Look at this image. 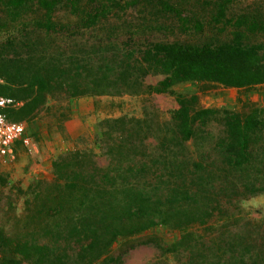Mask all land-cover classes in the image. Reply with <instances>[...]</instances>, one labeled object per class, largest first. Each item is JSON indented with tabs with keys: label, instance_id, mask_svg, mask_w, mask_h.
Here are the masks:
<instances>
[{
	"label": "trees",
	"instance_id": "16d2710c",
	"mask_svg": "<svg viewBox=\"0 0 264 264\" xmlns=\"http://www.w3.org/2000/svg\"><path fill=\"white\" fill-rule=\"evenodd\" d=\"M183 82L264 84V0H0V96L30 99L27 113L55 93ZM177 101L158 138L106 121V167L92 150L54 160L0 228V264H120L118 240L156 227L176 235L151 264H264V221L243 206L264 192V119ZM220 112L221 131L205 129Z\"/></svg>",
	"mask_w": 264,
	"mask_h": 264
},
{
	"label": "rangeland",
	"instance_id": "374dc122",
	"mask_svg": "<svg viewBox=\"0 0 264 264\" xmlns=\"http://www.w3.org/2000/svg\"><path fill=\"white\" fill-rule=\"evenodd\" d=\"M163 78L161 74H150L144 82L146 85L155 86ZM178 94H182L184 99L197 96L198 104L202 107L233 111L245 116L257 113L264 119V84L233 88L212 82H183L174 85L167 92H155L146 88L139 94L90 93L75 98L55 93L30 113L25 108L30 99L0 96V100H12L2 107L7 117L25 122L27 133L35 139L39 147L35 152L19 145L14 162L8 163L0 159V228L8 230L11 216L23 211L22 191L36 179L54 177L53 161L59 156L78 155L92 150L100 166L108 165L106 148L100 149V143H96L101 132L107 128L106 121L123 116L143 120L144 130L158 138L162 126L172 121L175 111L180 107ZM81 97L93 99L95 108L90 109L94 117L86 129H83L84 122L78 114L77 101ZM223 116L220 112L205 129L221 131ZM243 206L251 219L256 222L264 221V192L248 198ZM175 235L171 228L156 227L132 236H124L115 244L114 254L120 256V264H151L162 257L163 253L158 244H169ZM169 259V263L174 264L171 257ZM23 264L32 263L25 261Z\"/></svg>",
	"mask_w": 264,
	"mask_h": 264
},
{
	"label": "built area",
	"instance_id": "2783aa9c",
	"mask_svg": "<svg viewBox=\"0 0 264 264\" xmlns=\"http://www.w3.org/2000/svg\"><path fill=\"white\" fill-rule=\"evenodd\" d=\"M10 102L11 99L0 100V159L8 163L16 160L18 145L35 152L39 150L35 139L27 134L25 122L10 120L2 111L1 108Z\"/></svg>",
	"mask_w": 264,
	"mask_h": 264
},
{
	"label": "crops",
	"instance_id": "0c3cea01",
	"mask_svg": "<svg viewBox=\"0 0 264 264\" xmlns=\"http://www.w3.org/2000/svg\"><path fill=\"white\" fill-rule=\"evenodd\" d=\"M259 85H263V84H258V85H254V86H259ZM233 88H235V87H233ZM90 102L92 103V105H88ZM77 105H78L79 117H81V119H83V122H84V124H83L84 126L82 125V127H83V129H86L85 127H88L90 125V121L94 117V114H92L91 110H90V109H95L93 107V99L87 100L86 98L81 97L80 99H78ZM40 157H42V155ZM39 165L41 167V164H39Z\"/></svg>",
	"mask_w": 264,
	"mask_h": 264
}]
</instances>
